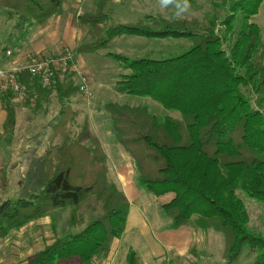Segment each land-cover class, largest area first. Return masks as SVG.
<instances>
[{
	"label": "trees",
	"instance_id": "1",
	"mask_svg": "<svg viewBox=\"0 0 264 264\" xmlns=\"http://www.w3.org/2000/svg\"><path fill=\"white\" fill-rule=\"evenodd\" d=\"M108 1L97 0L94 11L78 17L90 38L78 47V54L96 53L123 35L190 42L183 53L160 60L114 55L124 72L117 92L151 98L179 114L160 117L147 106L104 105L116 143L134 163L138 186L159 198L172 220V230L189 227L222 234L224 264H233L246 249L256 251L253 264H264V237L251 228L249 212L240 198L242 194L264 203V115L260 107L264 63L259 58L261 32L251 22L264 0H225L230 5L219 33L216 21H210L207 28L163 19L105 27ZM66 3L0 0V10L17 16L23 29L36 26L43 30L64 14ZM20 78L30 97L55 92L62 110L52 129L62 141L43 157L48 171L41 176L38 193L0 204V236L51 210H75L95 196L103 208L100 216L79 233L55 240L26 264H57L72 258H78L79 264H102L125 231L129 201L109 180L106 153L90 135L87 120L77 137L71 138L66 131L79 115L69 106L79 94L74 82L70 79L51 91L26 72ZM2 102L4 128L12 127L15 115L9 95ZM83 138L85 142L80 141ZM126 264L144 263L130 249Z\"/></svg>",
	"mask_w": 264,
	"mask_h": 264
},
{
	"label": "rangeland",
	"instance_id": "2",
	"mask_svg": "<svg viewBox=\"0 0 264 264\" xmlns=\"http://www.w3.org/2000/svg\"><path fill=\"white\" fill-rule=\"evenodd\" d=\"M96 2L97 0H67L64 14L54 19L57 21L53 23L57 26L53 24L50 28L43 30L37 29L36 26H26L23 29L18 23L17 16L6 9L0 10V69H23L28 57L32 54L52 57L65 47L73 49L76 52L78 63L86 68L84 72L80 67L81 72L87 78L91 97L85 99L79 93L69 101V106L79 111V115L68 125L69 131H66L69 132L71 138L77 137L87 120L90 135L102 141V143L99 142L107 156L106 166L109 180L117 185L115 169L120 166L118 164L121 158L129 156L115 141L104 105L111 102L133 107L147 106L160 117L168 115L179 117V114L165 110L160 103L151 98L117 92L115 87L120 80V75L124 72L122 63L115 60L114 55L129 59H153L151 56L167 58L186 51L190 42L186 38L154 39L123 35L113 38L105 49L79 56L78 47L88 43L90 38L78 24V17L94 11ZM189 3L192 6L190 11L184 17L174 19L173 8L170 6L168 9H161L157 0H109L105 10L109 18L105 27L112 24H134L142 21L153 24L155 20L163 19L165 21H186L190 24L197 23L199 27L207 28L210 21H216L215 31L219 33L230 2L189 0ZM251 22L255 23L261 32L262 49L259 58L264 63V2ZM70 39H72V44L66 42ZM71 80L78 87L77 79ZM49 94L50 92L39 107H36V102L31 100L32 96L23 104H16L9 100V105L15 115L14 124L12 127L4 128V122L1 124L0 120V204L38 193L42 181L41 176H46L48 171L43 157L48 149L59 145L62 141L60 133L52 129L58 121L62 107L56 100V95L50 97ZM1 103L5 111L3 102ZM254 104L258 103L254 102ZM260 107L264 115V102ZM85 140L86 138L80 139L81 142ZM129 171L136 175L135 169ZM129 171L127 170L126 174H130ZM134 184H137L136 176ZM139 188L142 189L143 197L134 202L132 209L139 213L142 219L141 224L145 225L144 229L135 228L132 232L130 230L122 236V264H126L124 257L129 246L143 260H147L148 255L151 257L152 249L165 252L166 235L168 231L173 232L170 228L172 220L160 205L159 198ZM240 198L249 212L251 228L264 237V203L248 199L242 194ZM102 213L101 202L95 196H91L75 210L72 207L51 210L38 219L12 227L4 236H0V264H26L55 240L79 233ZM207 239L208 242L202 248L199 247L197 241L192 240L193 246H191L190 242L179 238L178 242L176 241L177 243L168 249L167 264H219L220 260H223L222 264H224L225 260L220 249L224 246V236L212 231ZM182 249H184L183 252L178 255L177 253ZM255 258L256 251L246 249L233 264H253ZM79 263L78 258H72L57 264Z\"/></svg>",
	"mask_w": 264,
	"mask_h": 264
},
{
	"label": "crops",
	"instance_id": "3",
	"mask_svg": "<svg viewBox=\"0 0 264 264\" xmlns=\"http://www.w3.org/2000/svg\"><path fill=\"white\" fill-rule=\"evenodd\" d=\"M58 20L61 21V19H58ZM56 21L55 20L54 21H50V24H49V26L47 28H50L53 24L55 26H57L55 24ZM53 22H55V23H53ZM136 37H138V36H136ZM66 42H68L69 44H72V39H70V40H68ZM79 56H80V54H79ZM151 57H153V59H159V60L166 58V57H161V56H151ZM77 61H78V59H77ZM79 66L85 72L86 68L83 67L81 64H79ZM89 88H90V86H89ZM49 95H51L50 97H53L55 95V92L52 91V92H50ZM93 95L95 96L94 93H93ZM47 97H48L47 95L37 97L36 99L35 98L33 99L31 97V100L36 102L35 103L37 105L36 107H39V106L42 105L43 101ZM56 100L58 101L57 98H56ZM1 101H2V99H0V120H1V124H2L4 122V119H5V111H4L3 107H2ZM99 141L102 143V141L100 139H99ZM121 159H122L121 162L118 164L120 166H118L115 169V171H116V183H117V185L120 186L122 191L125 193L128 201H129V206H130L129 213H128V218H127V222H126V228H125V231L123 233V235H126L127 232H129L130 230H131L130 232H132L135 228H138L140 230L144 229V225L145 224H141L142 219H141L139 213L137 211H133L134 209H132V207L134 205V202L139 200L140 198H142L143 197V193H142V189H140L137 184L136 185L134 184V177L136 176L135 173H131L129 171V170L134 171V169H135L134 168V163L132 162V160L129 157H125L124 156ZM121 169H123V170H121ZM126 169L129 171L130 174H126V171H127ZM168 232L169 233L166 235V238H165L166 243H167L166 251L162 253V251L160 249H157V250L156 249H152L151 257H149V255H148L147 260H143L142 259L144 264H167L166 258H167V254H168V249L171 248L172 245H175V243L178 242L177 240L179 238L182 239V240L190 242L191 246H193L192 243H191L192 240L194 242L197 241V244H199V247L204 248V246L208 242V239H207L208 234L210 232H212V230L202 231V230H195V229L193 230V229H191L189 227H183V228H180L178 230H173V232H171V231H168ZM122 236L120 238L116 239L113 242L110 254L107 257V259L104 261L103 264H122V261H123V256H121V250L123 249L122 242H121ZM123 243H125V242L123 241ZM128 249L130 250V249H133V248L131 246H129ZM148 249H150V247H148ZM220 249L222 250L221 253H222V256H223L224 246H223V248L220 247ZM183 250L184 249L179 251L177 254L181 255ZM125 253L126 254H125L124 259L126 261V255H127L128 252H125ZM222 263H223V260H220L219 264H222Z\"/></svg>",
	"mask_w": 264,
	"mask_h": 264
},
{
	"label": "built area",
	"instance_id": "4",
	"mask_svg": "<svg viewBox=\"0 0 264 264\" xmlns=\"http://www.w3.org/2000/svg\"><path fill=\"white\" fill-rule=\"evenodd\" d=\"M22 72L35 78L42 88L48 90H53L70 79H77L79 93L85 99L91 97L87 78L81 72L76 52L69 47L52 57L32 54L23 69H0V99L9 95V100L16 104L26 103L30 99L20 78Z\"/></svg>",
	"mask_w": 264,
	"mask_h": 264
},
{
	"label": "clouds",
	"instance_id": "5",
	"mask_svg": "<svg viewBox=\"0 0 264 264\" xmlns=\"http://www.w3.org/2000/svg\"><path fill=\"white\" fill-rule=\"evenodd\" d=\"M157 3L161 9H168L171 6L174 10V19L184 17L192 7L189 0H157Z\"/></svg>",
	"mask_w": 264,
	"mask_h": 264
}]
</instances>
